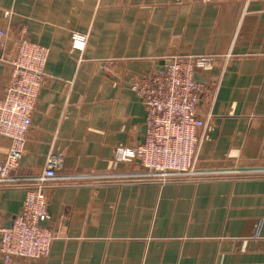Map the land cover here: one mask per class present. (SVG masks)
Masks as SVG:
<instances>
[{
  "label": "crops",
  "instance_id": "1",
  "mask_svg": "<svg viewBox=\"0 0 264 264\" xmlns=\"http://www.w3.org/2000/svg\"><path fill=\"white\" fill-rule=\"evenodd\" d=\"M0 28V97L16 40L48 49L12 177H37L57 156L58 177L89 178L46 189L44 227L56 238L45 259L20 264H264V173L120 180L142 167L114 157L146 131L132 86L173 56H211L198 76L206 125L195 167H264V0H0ZM73 34L87 36L84 50L71 48ZM8 146L0 137V161ZM109 175L116 178L94 179ZM28 187L0 186V229L12 225Z\"/></svg>",
  "mask_w": 264,
  "mask_h": 264
},
{
  "label": "built area",
  "instance_id": "2",
  "mask_svg": "<svg viewBox=\"0 0 264 264\" xmlns=\"http://www.w3.org/2000/svg\"><path fill=\"white\" fill-rule=\"evenodd\" d=\"M192 1L210 4L214 0ZM10 16V11L3 14L5 19ZM5 37V30L0 28V44ZM86 44V35L71 36V48L82 51ZM15 47L10 79L0 97V137L9 143L6 156L0 161V186L27 184L29 187L12 225L0 229L2 264H20L21 259H45L56 238L50 229L41 225L48 220L46 189L56 182H84L89 179L58 177L56 172L61 160L57 156L47 158L42 173L37 177H12L26 150L27 134L44 84V68L48 57L46 47L24 36L16 40ZM214 58L173 56L168 59L162 72L151 74L139 85L132 86L145 110L146 131L142 144L116 148L114 157L122 163L139 161L142 171L119 176L118 179L165 184L207 176L198 173L195 167L197 150L206 125L198 112L201 98L205 95V86L198 81V76L212 68ZM250 173H264V169ZM114 178L116 176H94L100 181Z\"/></svg>",
  "mask_w": 264,
  "mask_h": 264
},
{
  "label": "water",
  "instance_id": "3",
  "mask_svg": "<svg viewBox=\"0 0 264 264\" xmlns=\"http://www.w3.org/2000/svg\"><path fill=\"white\" fill-rule=\"evenodd\" d=\"M197 78V77H196ZM146 129V128H145ZM145 131V130H144ZM143 142V140H142ZM264 167L262 168H234V169H220V170H197L198 173L202 174H214V173H224V174H229V173H250V172H258L263 170ZM45 222H42L41 225L44 226Z\"/></svg>",
  "mask_w": 264,
  "mask_h": 264
},
{
  "label": "rangeland",
  "instance_id": "4",
  "mask_svg": "<svg viewBox=\"0 0 264 264\" xmlns=\"http://www.w3.org/2000/svg\"><path fill=\"white\" fill-rule=\"evenodd\" d=\"M228 175L238 176L239 174L238 173H231V174H228ZM217 176H223V175H217Z\"/></svg>",
  "mask_w": 264,
  "mask_h": 264
}]
</instances>
